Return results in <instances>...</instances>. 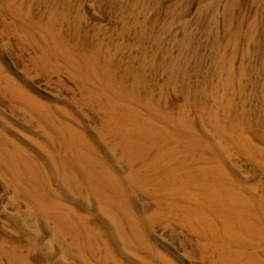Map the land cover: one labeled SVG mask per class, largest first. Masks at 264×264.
<instances>
[{
  "label": "rangeland",
  "instance_id": "374dc122",
  "mask_svg": "<svg viewBox=\"0 0 264 264\" xmlns=\"http://www.w3.org/2000/svg\"><path fill=\"white\" fill-rule=\"evenodd\" d=\"M0 264H264V0H0Z\"/></svg>",
  "mask_w": 264,
  "mask_h": 264
},
{
  "label": "bare ground",
  "instance_id": "6f19581e",
  "mask_svg": "<svg viewBox=\"0 0 264 264\" xmlns=\"http://www.w3.org/2000/svg\"><path fill=\"white\" fill-rule=\"evenodd\" d=\"M54 54V53H53ZM98 89H100V87L98 88ZM105 90H106V88H105ZM102 91V90H101ZM112 91V90H111ZM113 94V93H112ZM101 95V94H100ZM114 104V103H113ZM151 104V103H150ZM150 104H148V105H150ZM120 106H122V105H120ZM120 108V107H119ZM126 108V107H125ZM128 108V107H127ZM113 109V108H112ZM116 109V108H115ZM139 109V108H138ZM140 110V109H139ZM151 110V109H150ZM113 112V111H112ZM118 113V112H117ZM121 113V112H120ZM126 113V112H125ZM152 113V112H151ZM116 114V113H115ZM119 114V113H118ZM126 115V114H125ZM119 117V116H118ZM137 117V116H136ZM120 118V117H119ZM128 118V117H127ZM116 119V118H115ZM123 119V118H122ZM130 119H132V118H130ZM141 120V119H140ZM117 121V120H116ZM120 121H121V118H120ZM132 122H134V120L132 121ZM132 122L130 123V124H132ZM123 123V122H122ZM127 123V122H126ZM135 123V122H134ZM140 124V123H139ZM136 125V124H135ZM118 126H119V124H118ZM127 126H128V123H127ZM124 127V126H123ZM141 127V126H140ZM139 127V128H140ZM142 128V127H141ZM118 129V128H117ZM124 129H125V127H124ZM125 130H127V129H125ZM132 130V129H131ZM137 130V129H136ZM120 131V130H119ZM128 131V130H127ZM122 132V131H121ZM129 132V131H128ZM141 132V131H140ZM137 133V132H136ZM142 133V132H141ZM140 133V134H141ZM138 134V133H137ZM143 134V133H142ZM147 134V133H146ZM145 134V135H146ZM149 134V133H148ZM147 134V135H148ZM125 136H126V134H124ZM136 135V134H135ZM144 135V136H145ZM131 136V135H130ZM140 136V135H139ZM159 136V135H158ZM153 137V136H152ZM127 138H128V136H127ZM138 139H139V137H138ZM150 139H151V137H150ZM150 142V141H149ZM248 230V229H247ZM245 232V231H244Z\"/></svg>",
  "mask_w": 264,
  "mask_h": 264
}]
</instances>
